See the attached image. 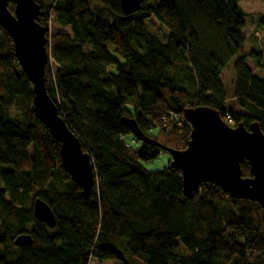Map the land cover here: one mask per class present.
<instances>
[{
  "label": "trees",
  "instance_id": "obj_1",
  "mask_svg": "<svg viewBox=\"0 0 264 264\" xmlns=\"http://www.w3.org/2000/svg\"><path fill=\"white\" fill-rule=\"evenodd\" d=\"M36 1L39 22L56 26L46 89L90 154L95 184L85 194L63 169L59 144L35 117L33 86L0 26V264H264L258 203L207 182L185 198L170 160L160 170L142 165L166 151L160 145L187 147L186 107H210L232 126L256 121L264 134V73L248 63L264 70V52H242L240 0H144L131 14L119 0H99L96 12L88 0ZM150 16L168 30L164 42L146 28ZM258 22L264 27V14ZM229 63L237 110L226 106ZM125 119L154 142L129 145ZM241 171L250 176L246 162ZM36 197L54 213L53 227L34 216ZM20 234L32 243L15 245Z\"/></svg>",
  "mask_w": 264,
  "mask_h": 264
},
{
  "label": "water",
  "instance_id": "obj_2",
  "mask_svg": "<svg viewBox=\"0 0 264 264\" xmlns=\"http://www.w3.org/2000/svg\"><path fill=\"white\" fill-rule=\"evenodd\" d=\"M144 0H119L125 14L141 9ZM13 3V11L8 3ZM40 5L36 0H0V26L11 37L14 55L21 70L33 86V112L59 144L63 169L71 180L88 194L95 184L94 165L78 136L59 114L47 92L45 67L49 54L48 26L39 22ZM183 117L190 125V139L183 150L161 148L170 153V165L179 168L182 193L192 198L203 182L221 187L232 198L248 199L264 210V134L258 122L249 128L242 123L232 126L217 110L206 106L183 109ZM132 136L141 142H154L144 134L134 119H125ZM247 163L250 176H243L241 164ZM37 220L49 227L55 225L50 206L36 197L32 203ZM15 245H30V234L18 235Z\"/></svg>",
  "mask_w": 264,
  "mask_h": 264
},
{
  "label": "rangeland",
  "instance_id": "obj_3",
  "mask_svg": "<svg viewBox=\"0 0 264 264\" xmlns=\"http://www.w3.org/2000/svg\"><path fill=\"white\" fill-rule=\"evenodd\" d=\"M92 5L91 9L93 11H97L101 7V3L99 0H88ZM157 0H149V3L152 4ZM240 6L242 10L246 14L245 18V28L243 33L246 36V42L243 46V53L248 54L252 49L260 48L264 52V27H260L258 25V17L264 14V0H240ZM146 28L156 35L161 41H165L168 30L166 27L154 16H150L144 20ZM48 34L50 35L56 29L54 22H48ZM65 31L70 34L69 28L65 27ZM248 63L252 65L254 73L262 75L264 70L253 65V63L249 60ZM51 71L54 72L55 64L50 62ZM222 80L225 86L226 94L228 97V102H226L227 108L237 110V106L233 103V82H234V71L232 67V63H229L226 69L223 72ZM154 129L151 133L155 132ZM126 142L129 145H135L137 140L133 137L131 138L129 135L125 137ZM171 159V155L167 151H161L156 158H153L149 161H143L142 165L147 170H160L166 167ZM90 264H118L116 261L105 260L99 261L95 259L90 260Z\"/></svg>",
  "mask_w": 264,
  "mask_h": 264
},
{
  "label": "built area",
  "instance_id": "obj_4",
  "mask_svg": "<svg viewBox=\"0 0 264 264\" xmlns=\"http://www.w3.org/2000/svg\"><path fill=\"white\" fill-rule=\"evenodd\" d=\"M226 118H227V120H230L231 117H230V115H226Z\"/></svg>",
  "mask_w": 264,
  "mask_h": 264
},
{
  "label": "clouds",
  "instance_id": "obj_5",
  "mask_svg": "<svg viewBox=\"0 0 264 264\" xmlns=\"http://www.w3.org/2000/svg\"><path fill=\"white\" fill-rule=\"evenodd\" d=\"M48 26V25H47Z\"/></svg>",
  "mask_w": 264,
  "mask_h": 264
}]
</instances>
